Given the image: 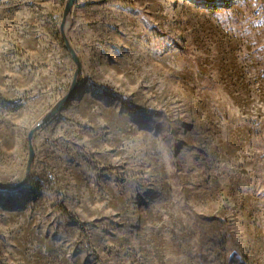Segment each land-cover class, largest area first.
Wrapping results in <instances>:
<instances>
[{"label":"rangeland","instance_id":"obj_1","mask_svg":"<svg viewBox=\"0 0 264 264\" xmlns=\"http://www.w3.org/2000/svg\"><path fill=\"white\" fill-rule=\"evenodd\" d=\"M67 1L0 0L3 185L73 82ZM68 38L0 264H264V0H77Z\"/></svg>","mask_w":264,"mask_h":264},{"label":"water","instance_id":"obj_2","mask_svg":"<svg viewBox=\"0 0 264 264\" xmlns=\"http://www.w3.org/2000/svg\"><path fill=\"white\" fill-rule=\"evenodd\" d=\"M77 0H68L65 6L64 14H63V22L61 25L62 36L65 42V45L69 52L71 53L75 63H76V71L74 74L73 82L68 93L62 97L54 106L53 108L46 114L44 117L30 130L28 134V143H29V159L27 164V171L24 179L18 183L17 185L7 186L0 183V188L3 190H16L24 187L30 179L32 165L35 159V148H34V136L37 131L42 129L48 123H50L63 109V107L71 100L72 96L76 92L78 85H79V76L82 72V62L76 50L72 47L70 40L68 38V27L71 22V15L73 8L76 5Z\"/></svg>","mask_w":264,"mask_h":264},{"label":"trees","instance_id":"obj_3","mask_svg":"<svg viewBox=\"0 0 264 264\" xmlns=\"http://www.w3.org/2000/svg\"><path fill=\"white\" fill-rule=\"evenodd\" d=\"M78 222V224L80 225V226H82V229L84 228L83 226V224L80 222V221H77Z\"/></svg>","mask_w":264,"mask_h":264}]
</instances>
